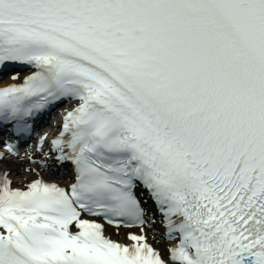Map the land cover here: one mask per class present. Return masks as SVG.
Here are the masks:
<instances>
[{
	"label": "snow or ice",
	"instance_id": "1",
	"mask_svg": "<svg viewBox=\"0 0 264 264\" xmlns=\"http://www.w3.org/2000/svg\"><path fill=\"white\" fill-rule=\"evenodd\" d=\"M0 134V264H264V0H0Z\"/></svg>",
	"mask_w": 264,
	"mask_h": 264
}]
</instances>
